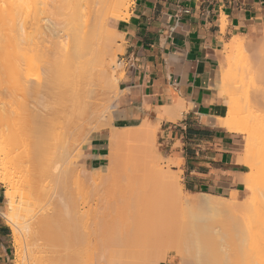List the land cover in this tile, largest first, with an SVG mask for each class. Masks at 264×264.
Masks as SVG:
<instances>
[{
	"label": "bare ground",
	"instance_id": "6f19581e",
	"mask_svg": "<svg viewBox=\"0 0 264 264\" xmlns=\"http://www.w3.org/2000/svg\"><path fill=\"white\" fill-rule=\"evenodd\" d=\"M59 1L62 0H52L51 5L56 7L58 6ZM70 1H72L70 19L67 26L65 27L66 29L56 31L57 29L54 30L52 28V30H54L52 32H55V35H58L61 32L63 33V36L61 37L65 38L63 40L66 41V45H60V52L58 51V48H56L58 50L53 49L56 46H59L58 41H55L57 45H52L54 46L53 48L48 47L50 45H46V47L51 48L49 51L54 50V52L56 51L57 53L58 51L60 53V55L57 54L56 57H59L58 59L60 60L56 61L53 57L54 59L52 60H54V62H51L48 55L46 56V54H49L46 53L49 52L47 50L48 48L45 49L44 45H39L40 42L39 39H37L39 36H43L44 39L46 38L45 35L47 33L45 32V34L41 25L37 23L39 22L43 11L48 10V8L42 3L41 5H38L37 0L0 1V77L1 75L3 79L5 78L4 76H8V79L11 77L12 79L10 78L9 81L16 82V85H18V87H20L27 94L31 95L32 93L36 92L37 107L32 111V115L27 120L28 122H22L25 124L27 123L26 126L28 127V123H31L30 125H32V123H37L39 125L38 127L34 125H32L34 127H27V130H30L29 132H31L29 135H31L33 132L35 133L33 134L34 138H23L22 136L24 135L21 136L17 133L19 132V130L17 131V128H20L18 126H16V131H13V133H0V146L3 145V147L4 145L7 147V143L8 145L13 142L15 143L16 141V144H18V142L21 143L19 140H22V138L28 140V142L29 139H31L32 144L25 141L29 144V146L30 144L34 146V142L35 146L39 145V147L34 148V150L31 152V149H29L30 153H27L30 155L28 156L29 158L26 156L27 154L25 155L24 153L21 154V152L15 151L16 154L18 153V157H22L24 154V156L28 158L27 159L24 157L27 159L26 162L32 161V169L36 165L34 168L35 173L32 170V174L30 171L32 164L30 163L31 165H29V169L27 168L28 164L25 162V164H27L26 172L28 171L27 169H29V172L31 173V175L30 173L28 174V172L26 173L29 175V179H32L31 176L35 174L33 177L34 179L32 181L30 180L31 182L23 176L25 179H27H24V181H26L25 185L27 186L30 184L31 187L28 185V188L25 189L26 186L24 184L22 185L21 181L17 180L20 184H18V187L15 188L14 185L15 182L17 183V181L14 183L8 181L10 180L9 178L11 176L8 178L7 175H10L11 171L10 173L9 171H6L8 174L5 175L3 173L4 175L2 174L1 176V182H4L8 185L7 190L9 191L7 211H1V214L6 219L7 224L11 229L15 247V264H159L160 262H172L173 264H178V262L175 261L177 259V255H182V257L185 259V264H187V259V262H191V264H264V185L262 182H259V180L262 179V176L264 177V41L262 42L264 39L261 40V44L259 43V47H252L250 45H253V43H248L244 41L245 39L243 40L241 38H233L232 41L227 46H225L227 64L223 69V72L221 71V82L219 85H217L223 92V100L225 103L224 115L220 116L223 124L228 128L241 130L246 134L245 146L247 148L248 154L245 158V164L251 166L252 171L246 175L244 183L246 187H249L254 192L253 200L248 203L234 201V203L229 204L224 201V197L219 199L218 196L217 199L214 195L207 193L202 194V199L200 201L192 202V205L196 206L201 212L200 214H197L196 211H193L192 214H194V216L191 215L193 220L191 217V221L186 220L189 217L188 213L185 211L187 208L186 207L182 208L185 212L182 213L184 214V217H187L185 219L187 222L184 220V222L180 223L164 224V222H162L161 218L158 216L164 214L166 210L162 212L160 209L164 210L168 208L167 211H171L172 207H162L163 205H161V202L164 203L165 201L162 198L160 200V197L164 195V193L162 194L163 191H166L167 195V193H169V189H172V187H170L171 185L169 186V181L171 180L167 178V174L169 173H166L167 171L165 172V170H161L157 162H154L156 158L153 160L152 158H149V155L147 156L148 151L145 149L146 152L144 151V153L142 151V154L140 155L141 162H139V164L141 163L140 167L143 166L141 169H144V172L142 171L144 177L145 172H147V174L152 172L154 177H157V181H155V183L153 182V177L150 178L152 179L151 182H153L152 184L155 187L153 185L148 186L150 179L145 178L146 182H144L145 180L142 176L140 177L142 181L139 179V185L137 183L136 186H134L136 180L134 182H130V177L132 175H128V173H132V170L135 167L131 165L130 168L132 169H129V165L127 166V164L123 163L122 164L124 166H122L121 163L119 166V161L117 162V159L112 157L110 162L107 165H104L103 172L101 174L89 176L92 177L91 179L94 178V181L92 180L93 185L96 187V192H94V194L92 193L94 196L92 195L91 197V193L89 192H87L90 195V198H87L88 200L85 199L86 196H83V200L78 196L80 200L85 203L83 206H85L87 203L90 207H88L89 210L92 209L91 211H93L92 216L89 217L90 221L88 220L89 222L84 223L82 218L79 217V213H81V207L79 206V203L82 201H79L78 203L79 198H77V200L74 198V196H69L70 194H68V186L66 188V184H69L68 179H70V173H72L71 170L73 171L77 168L72 166L78 163V159L75 157L76 155L74 152L78 147L76 144L80 145V142L77 143V138L81 135L77 136V132H81L84 129L81 127L82 130H79V126L81 121L83 123L86 121L84 119L88 118L87 114L90 112L89 115H93V113H91L92 110L90 111L93 104L92 98L94 97L95 99L96 94L99 91L102 92L105 90V88L107 90L111 88L112 91L115 92V99L114 97L113 99L117 101L119 97L118 93L121 92L119 88V75L120 73L122 74L123 71L121 70L122 64L115 59L117 56L115 55L114 46L116 43V38L114 35H117L118 38H122L121 32H119L117 29V22L121 19L127 18L128 15H130L128 11L130 0ZM123 10H126V12H123ZM30 16H32L35 21V26H33L34 28L32 32L27 31L26 28L27 18ZM49 21L51 25L54 24L53 26H55L54 19L50 18ZM33 35L37 37L35 41H32L34 37ZM7 45H9L8 49L6 48ZM42 47H44L45 51H43L44 49ZM245 51H250L248 53L252 61L250 58V62L247 59L248 63L246 62V65L244 63V65L241 64L242 66L240 65V69L238 68L239 65H235V63L234 66H232V60L234 61L235 57L241 55L242 53L244 54ZM238 53L240 54L237 55ZM43 56L45 59L47 57V64L43 63V66L45 65L44 77L38 78L36 81H33L34 79L30 80L31 77L29 79L28 73H25L23 64L26 66L33 65L40 60H45ZM247 85H252V88L254 85V96L252 99L249 98V93H246L248 92L247 89L244 91L245 86L248 87ZM13 87L17 88L15 84ZM237 87L238 90H243V94L246 93L244 94L246 95L245 99L242 97L244 100H246L244 101V107L242 108V104L239 103L241 99L239 100L237 95L238 93L233 97L229 96V90ZM241 88L243 89L241 90ZM43 91L56 94L58 96L60 109L54 112L52 116H45L42 114L43 108L41 106L42 102L40 94ZM241 96L243 95H240V97ZM94 101L95 100H93V102ZM242 101L243 100H241V103H243ZM233 102L234 105L232 104ZM0 104L2 105L0 108V127H2L4 124L9 126L17 123L18 121L16 122L15 120H12L11 123L10 117L12 109L11 107L9 108L7 106L8 104L1 97ZM23 106H29L28 102H24ZM93 106L95 105L93 104ZM94 109L93 112H98V110L100 111V109H95V111ZM155 109V113L168 116V108H157L156 106ZM60 113L63 114L65 121L68 123V127L70 126L71 128L73 127L75 129L73 130L72 128L70 130V127L67 128L66 132H71L72 134L66 133L67 135L65 134L62 137L63 139L61 140L65 139L62 141L64 143L61 142L59 135H57L59 138L58 141H56L57 143L50 141L53 137L54 128L57 126L56 118L59 119ZM242 113L246 114L242 115ZM98 116H100V114H98ZM93 118L91 117V120L89 121L88 119L87 121L91 122L93 121ZM21 124L22 123L20 121L17 125L22 126ZM84 125L85 123L83 124V127ZM149 125L150 124H148V122H144V124L141 123V125H138V127L136 129L134 128V130L133 127H130L131 130H123L113 126V133L119 137V140L114 141L115 147L120 146V142H122V140L124 142L126 140L129 141L133 134V138L138 133H140L139 136H142V138L144 136L147 137L148 134L152 132V129ZM24 130H26L25 127ZM14 132L18 135V137L16 136V139V134ZM23 133H25V131ZM80 134H82V132ZM19 135L22 138H19ZM68 135H72V138ZM68 137L70 138L69 140ZM13 138L16 141L13 140ZM35 138L40 139L36 140ZM125 138L126 140H124ZM142 138L140 137V139ZM145 138L141 140L142 143H144L143 145L140 142L141 145L144 146L143 149L146 145L144 142L146 140ZM71 139L73 143L71 142ZM35 140L37 141L38 145H36ZM74 141L76 143L75 145ZM25 142L23 144H26ZM14 143L11 144L13 146L12 150L10 149L11 147L8 148L10 151H8L9 154H7H11L10 156H12V154L14 156L13 150H15V148H20V143L17 145L18 147L14 146ZM58 143L61 146H58ZM24 148L22 150H24L23 152L26 153ZM26 149H28V147ZM51 150H53V154L49 155ZM44 153H48V155H44ZM260 154L263 156L257 160H254V157ZM3 156L7 157V155ZM44 156L47 158L48 156L51 157V160L48 159L50 160L48 162ZM111 156H113V153ZM14 157L16 158V156ZM18 157L15 161V163L17 162L16 166L18 167H16L15 170L17 168L19 169L20 163L23 162L20 159L18 160ZM10 159L12 160V157H9L7 159L8 161L5 160V162H11ZM41 159L43 162H47L49 164L45 165ZM14 160L15 159H13L12 162L15 166ZM19 161L21 162L19 163ZM21 164L23 165L24 162ZM168 165L176 167L180 165V162L169 160ZM21 169L23 170L21 175H23V173L25 174L24 165L18 171L21 172ZM110 169L116 170L115 172L118 171L119 175H123H120L119 177L120 180L123 178L122 180L127 182L126 186L129 184V182L130 184L134 183V185H128L129 191H127L128 186L125 187V185H123V188L125 187L124 190H121L119 187L121 183H118V189L114 188L116 191L121 190V192L119 191L120 197L118 196L121 198V201L118 199L119 201L117 200V202H115L116 206L112 204L114 202L113 200H109V196L107 197L105 195V197L103 195L104 192L106 193V190H108V192L110 191L107 188L113 189V187H116L115 185L117 184L116 183L114 185L115 182L113 183L112 179H110V174L115 173ZM127 169H129L128 173ZM79 170L82 171V173H86L83 168H80ZM108 170H110L111 173ZM149 170L150 172L148 173ZM135 171L136 170H134V172ZM60 172L63 174L61 173L59 175ZM134 172L132 174H136ZM137 173L140 174L141 172ZM52 174H56L55 178L53 177L55 180L52 182L56 184L55 181L57 180L58 185L60 186L57 187V189L60 188L58 190L59 199L57 201L60 203L59 205H61V207L58 206V208L56 207L57 210H54L55 205L57 204L56 201L54 203L55 205L53 204L54 207L51 208L54 210L51 211L53 212L54 218L52 217V214L50 215L48 213V215L51 216V220H53H49L50 216L48 219L45 216L46 223L45 220L42 219L41 221H44L45 224H40L38 222L40 219L38 218L37 213L40 212L41 209L43 210V208H45L40 206H45L46 204L40 205V195L37 194V191L34 190V187L36 188L35 185L36 183L39 184V182H42V185L45 184L43 183V178H45L44 176H48L49 180L52 179V177L50 178ZM113 174L111 177L115 175ZM139 174L137 175L139 176ZM84 175L86 176L87 174ZM73 176L76 180L78 175ZM73 176H71V178ZM124 176L127 178V181L124 179ZM149 176L150 174L148 177ZM40 177V180L42 181L38 180ZM56 177L59 178L56 179ZM35 178L37 180H35ZM46 179L48 180L47 177ZM109 180L112 183L109 182ZM27 181L30 183H27ZM33 181L37 182L33 183ZM76 181H78V178ZM72 182L71 184H74ZM142 182L146 183L148 187L146 185L144 186V183L142 184ZM11 183L14 185H11ZM49 186L46 189V183V187L44 186L45 188H42L49 192ZM132 186H134V188ZM167 186H169V188H167ZM29 187L32 190V194ZM165 188L167 189L165 190ZM26 190H29L28 193ZM52 190L54 191V189ZM84 190L85 189H83L82 192H84L86 195L87 193ZM33 193H35V195ZM41 193L42 192L39 194ZM122 193L124 195H122ZM125 193H127V195H125ZM155 193H158V195ZM37 195L38 197H36ZM124 196L126 198L125 201L122 200L125 199ZM158 196L159 199L157 198ZM57 197L58 193L56 192L55 198ZM42 198V201L47 203L50 196L48 197L47 201L46 197ZM55 198L53 199L52 196L50 202L54 201ZM111 199L114 198L111 197ZM157 199L161 204L157 201ZM50 202L49 204L47 203V206L51 205ZM153 203H157L158 206H154ZM152 204L154 209H151ZM119 205L123 206L118 209ZM156 207L158 208L156 209ZM159 210L160 212L158 213ZM186 210H188V208ZM42 212L45 213L46 211H41V213ZM42 214H40V217ZM147 215L149 219L147 218ZM223 216L227 217V221L222 222L221 219ZM83 219L86 220V218ZM155 219H157L161 225V234L158 233L160 230L155 228ZM237 219H243V229L237 228ZM159 235L160 238L158 237ZM164 238L166 243L169 241L172 243L166 246ZM174 239L175 241L177 239V241L175 242ZM158 252H161L162 254L159 256ZM172 252H175V255H172ZM155 253L158 255V257ZM152 255H155L154 258ZM151 257L153 258V261L149 262L148 260ZM160 258L161 260H159ZM183 261L181 263H183Z\"/></svg>",
	"mask_w": 264,
	"mask_h": 264
},
{
	"label": "crops",
	"instance_id": "0c3cea01",
	"mask_svg": "<svg viewBox=\"0 0 264 264\" xmlns=\"http://www.w3.org/2000/svg\"><path fill=\"white\" fill-rule=\"evenodd\" d=\"M129 14L117 22L123 54L133 66L119 82L115 122L130 125L155 114L156 106L168 108L158 137L167 156L180 162L173 170L183 189L191 194L239 193L246 173L242 131L223 124L225 103L217 85L227 64L225 46L264 26V0H133ZM101 136L87 147L86 169L102 156ZM3 203L0 185L4 263L10 229L2 221Z\"/></svg>",
	"mask_w": 264,
	"mask_h": 264
},
{
	"label": "rangeland",
	"instance_id": "374dc122",
	"mask_svg": "<svg viewBox=\"0 0 264 264\" xmlns=\"http://www.w3.org/2000/svg\"><path fill=\"white\" fill-rule=\"evenodd\" d=\"M1 1V0H0ZM38 1V5H41V3L43 4V5H45L47 8H48V10H45V11H43V13H42V16H41V18H40V20H39V22L37 23V24H40L41 25V27H42V29H43V31H44V33L46 34L45 36H46V38L44 39L43 38V36L41 37V36H39L38 38L35 36V35H33L34 37H33V39H32V41H35L36 40V38L37 39H39V45H44V47H45V49H47L48 47H54L55 45H57V43L55 42V41H58L59 42V46H56L55 48H53V49H55V50H58L59 48H60V45H66V41L65 40H63V39H65V38H62L61 36H63V33L61 32V33H59L58 35H55V32L53 33L52 31H54L55 29H57L56 31H58V30H62V29H66L65 27L67 26V24H68V21H69V19H70V9H71V2L72 1H68V0H62V1H59L58 2V6H56V7H53L52 5H51V3H52V0H37ZM132 2H133V0H130V2H129V5H128V11H129V9H130V7H131V5H132ZM126 12V10H123V12ZM50 18H52V19H54L55 20V26H53V25H51V23H50V21H49V19ZM33 26H35V21H34V19L32 18V16H30L29 18H27V23H26V28H27V31H29V32H32V30H33ZM52 28L54 29V30H52ZM31 34H33V33H31ZM115 36V40H116V43H115V46H114V48H115V55L117 56L115 59L117 60V61H119V57H120V55H122L123 53H124V42H123V39L121 38V37H119L118 38V36L117 35H114ZM264 37V26L263 27H261V28H259V29H256V30H254L252 33H250L249 35H244V36H242V37H240L241 39H245L244 41H246V42H248V43H253V45L251 44L250 46H252V47H259L260 45H259V43L261 44L264 40H262V39H264L263 38ZM121 38V39H120ZM239 38V39H240ZM261 40H262V42H261ZM55 43V44H54ZM247 44V43H246ZM46 45L48 46V45H50V46H48V47H46ZM52 45H54V46H52ZM264 45V44H263ZM262 45V46H263ZM8 47H9V45H7L6 46V48L8 49ZM44 47H42L43 49H44ZM56 48H58V49H56ZM45 49L43 50V51H45ZM49 49H51V48H48L47 50L49 51ZM10 50H11V48H10ZM46 50V51H47ZM62 50V49H61ZM59 52H60V49L58 50ZM57 51V53H56V51L54 52V50L52 51H49V52H46V53H49V54H46L45 52H43L44 54H46V56L48 55V57H50V60H51V62H54V60H56V61H58V60H60V59H58V58H56L57 57V54L58 55H60V53ZM246 52V53H245ZM244 52V54L242 53L241 55H239L240 53H238L237 55H239V56H237V57H235L234 58V61L232 60V66H234V63H235V65H239L238 66V68L240 67V65L241 64H247L248 62H247V59L249 60V58H250V56H249V53L248 52H250V51H245ZM55 53H56V55H55ZM248 54V55H247ZM236 55V54H235ZM248 57H247V56ZM45 56V55H44ZM43 56V58L45 59V57ZM244 56V57H243ZM52 57V58H51ZM55 59H54V58ZM247 57V58H246ZM46 59H47V57H46ZM46 59L45 60H40V61H38L37 63H34L33 65H30V66H26L25 64H23V68H24V71H25V73H28V75H29V79H30V77H31V79L30 80H33V81H36L38 78H42V77H44V66H43V63H45V64H47L46 63ZM52 59H54V60H52ZM250 60L252 61V59L250 58ZM250 60H249V62H250ZM49 62V61H48ZM247 62V63H246ZM237 63V64H236ZM243 64V65H244ZM242 66V65H241ZM124 66L122 65V71H123V77L125 76L124 74H125V67L123 68ZM240 69V68H239ZM121 71V72H122ZM240 71V70H239ZM240 73V72H239ZM122 74L120 73V75H119V82H120V80L123 78L122 77ZM41 76V77H40ZM5 78L3 79L2 78V75H1V77H0V97L8 104L7 106L10 108L11 107V109H12V112H11V117H10V119H11V123H12V120H15L17 123H15V124H12V125H9V123H8V125L9 126H7V125H3L2 127H0V133L2 132H5V133H13V131H16L15 129H16V126H18V127H20L19 129L17 128V131L19 130V132H17L18 134H20L21 136L22 135H24V136H22L23 138L24 137H26V139H28V138H34L33 136V134H35L33 131H35V130H33L32 132V137H31V135H29L31 132H29L28 130H27V127L28 126H26V124L24 123V122H22V121H27L29 118H30V116L32 115V111L34 110V108H36L37 107V103H36V99H37V95H36V92H34V93H32L31 95L30 94H27V93H25L20 87H18V85H16V82H10L9 80H10V78L8 79L6 76H4ZM238 77H240V76H238ZM7 79H8V81H7ZM12 79V78H11ZM13 80H14V78H13ZM9 82H10V84H9ZM13 83V84H12ZM15 84V86L17 87V88H15V87H13V85ZM12 88H11V87ZM248 87H246L245 86V90L244 91H246V89H247V91L248 92H246V93H249L248 95H249V98H253V96H254V85H253V88L250 86V85H247ZM10 87V88H9ZM240 88V87H239ZM21 89V90H20ZM237 89V90H236ZM243 88H241V90H242ZM243 91V90H242ZM242 91H240V90H238V87L237 88H233V89H231V90H229V96L230 97H233L234 95H236L237 93V95H238V98H239V100L241 99V100H243L242 102L243 103H241V100H240V104H242V106H241V108L242 107H244V101H246V100H244L245 99V96L246 95H244V94H246V93H242ZM101 91H99L97 94H96V97H95V99H94V97L92 98L93 100H95L94 102H93V100H92V103L95 105V106H93V104H92V107H91V109H90V111H91V113H93V115L91 114V115H89L90 114V112H89V114H87L88 115V118L87 119H84V120H86V121H84V123H85V125H84V127H83V122L81 121L80 122V126H79V130H82L83 128V130L81 131L82 132V134H80L81 132H77V131H75V132H77V136H79V135H81V136H79L78 138H77V143H79L80 145H78V144H76L75 143V141H74V145L76 144V146H78L77 147V151L75 150V152H74V154L76 155L75 157H77V159H78V163L77 164H74V165H72L73 167H77L76 169H74L73 171L71 170V172L73 173H70L71 175H70V179H68L69 180V184H66V188H67V186H68V194H70L69 196H74V198H84L83 196H86L85 197V199L86 200H88L90 197V195H89V193H91V197H92V195L94 194V192H96V187H95V185H93V181H94V178L93 179H91L92 177H89V176H92V175H99V174H101L102 172H103V168H104V165H107L109 162H110V159L112 158V157H114V158H116L117 160V162L119 161V163H118V165L120 166V163L122 164H127V166L129 167V169H132V168H130V166L132 165V166H134L135 168H133V172H134V170H136L134 173H136V174H132V173H128V170L129 169H127V173H128V175H132L131 177H130V179H131V181L130 182H134L135 180H136V182H135V185H134V183H131L132 185H134V186H136V184L138 183V185H139V179H140V181H142L141 180V176L142 177H144V174L142 173V171L144 170H142L141 168H143V166H141L140 167V164H139V162H141V154H142V151L144 152L145 151V149H146V151H148V154H147V156L149 155V158H152V160L153 159H155V161L154 162H157V164H158V166H159V168L161 169V170H165V172L166 173H169V174H167V178H169V180H171V181H169L170 182V184H169V186L170 187H172V189L170 188L169 189V193H167V195H166V191H163L164 190V188H163V192H162V194L164 193V195H162V194H160V195H162V197H160V200H161V198L167 203V205H166V203L164 202H159L158 201V199H159V196L157 197L158 199H157V201L161 204V205H163L162 207H164V208H166L167 206L168 207H172V209H171V211L169 210V211H167V209L168 208H166V209H160V210H162V212H164L165 210V213L164 214H162V215H160V216H158V217H160L161 218V221L162 222H164V224L165 223H172V224H174V223H180V222H184V220L187 218L186 216L184 217V214L183 213H185L183 210L184 209H182V208H188V210H186L185 209V211L188 213V218L186 219L187 221H191L190 220V217H191V215L192 216H194V214H192L193 213V211H196L197 212V214H200L201 212L199 211V209L196 207V206H194V205H192V202H198V201H200L201 199H202V194H191V193H187L184 189H183V186H182V184H181V180H180V174H179V172L178 171H175V170H173V166H171V165H168V162H169V160L170 161H173L171 158H169L168 156H167V150H166V148H165V145L163 144V143H161V141L159 140V137H158V132H159V121L161 120V119H163L165 116L163 115V114H160V113H155V114H152V116H150L149 114H145V115H143V117L141 118V119H139V120H136L135 122H132L130 125L129 124H122V123H117V122H115V120H114V118H113V116H112V113H113V110L115 109L114 108V106H115V104H116V101L114 100L115 99V92H113L112 91V89L110 88V89H106L105 88V90H103L101 93H100ZM117 93V92H116ZM241 93V94H240ZM118 94H120V93H118ZM41 102H42V114L43 115H45V116H52L53 115V113L54 112H56L58 109H60V105H59V99H58V96L56 95V94H51V93H48V92H46V91H43L41 94ZM240 95H243V96H241L240 97ZM113 97H114V99H113ZM244 99H243V98ZM114 100V101H113ZM24 102H28V105L29 106H27V107H24L23 106V103ZM96 102V103H95ZM98 104V105H97ZM233 105H234V102L232 103ZM1 104H0V108H1ZM96 110H98V109H100V111L98 110V112L97 111H95V109ZM103 108V109H102ZM93 109H94V111L95 112H93ZM259 109H261V108H259ZM100 112V113H99ZM258 112V111H257ZM256 112V113H257ZM96 113V114H95ZM255 113V114H256ZM98 114H100V116H98ZM246 113H242V115H245ZM97 115V116H96ZM111 115V116H110ZM89 116H91L92 118L93 117H95V118H93V121H91V122H88L87 120L89 119V121L91 120L90 118L91 117H89ZM111 117V118H110ZM152 117V119H150ZM238 117H240V116H238ZM57 119V126H56V128H54V132H53V137L51 138V140L50 141H52V142H56V141H58V137H57V135H59V137H60V140L61 139H63L62 137L67 133H71V132H66L67 131V128H69L68 127V123L65 121V119H64V117H63V114L62 113H60V117H59V119L58 118H56ZM147 120V121H146ZM21 121V125L22 126H20V125H17V124H19V122ZM77 121V120H76ZM110 121V122H109ZM143 121V122H142ZM14 122V121H13ZM28 122V121H27ZM144 122H148V124H150L149 126L151 127V129H152V132H150L149 134H148V136L146 137V136H144L143 138H145L144 140V142H145V144L147 145V143H148V145L146 146L145 145V148L143 149V147L144 146H142L144 143H142V136H139V134L140 133H136L137 135L133 138V136H134V134H133V136L131 137V139H129V138H127V139H129V141H127L126 140V138L124 139V140H126L125 142L122 140V142H120V146H117V147H115V145H114V141L115 140H119V137L118 136H116L115 135V133H113V126L115 127V128H118V129H123V130H127V129H130L131 130V128L133 127V130H134V128L136 129L137 127H138V125H141V123L142 124H144ZM82 123V124H81ZM110 123V124H109ZM23 124H25V125H23ZM29 124V127L31 126V127H34V126H39L37 123H32V125H34V126H32V125H30L31 123H28ZM72 124H74V123H72ZM88 124V125H87ZM90 125V126H89ZM24 127H25V129L26 130H24ZM28 127V128H29ZM81 127H82V129H81ZM131 127V128H130ZM73 128V127H72ZM71 127H70V130L72 129ZM88 128V129H87ZM33 129H35V128H33ZM73 130H75L74 128H73ZM85 130V131H84ZM140 130V129H139ZM25 131V133H23V132ZM28 131V132H27ZM137 131V130H136ZM241 131V130H240ZM74 132V131H73ZM84 132V133H83ZM142 132V131H141ZM15 133V132H14ZM16 134V133H15ZM14 134V135H15ZM36 134H37V132H36ZM66 134V135H67ZM72 134V133H71ZM144 134V133H143ZM9 135V134H8ZM11 135H13V134H11ZM19 135V138H22L21 136ZM27 135V136H26ZM28 135H29V137H28ZM99 135H102L101 137H102V142H103V150H102V156L100 157V160L98 161V163H96V164H94V165H90V166H88L87 167V169L85 168V166H84V159H85V157H84V154L86 153V151H87V147H88V145H89V143L91 142V140H92V138H94L95 136H99ZM142 135V134H141ZM7 136V135H6ZM16 136L18 137V135L16 134L15 135V139H16ZM69 136V135H68ZM75 136V135H74ZM8 137V136H7ZM13 137V136H12ZM57 138V140H56V138ZM69 137H71L72 138V135L71 136H69ZM68 137V140L70 139ZM76 137V136H75ZM74 137V138H75ZM137 137V138H136ZM140 137L142 138V139H140ZM241 142H242V149L244 148V156H243V162L245 163V158H246V156H247V154H248V152H247V148H246V146H245V142H246V134L242 131V133H241ZM19 138H17V139H19ZM22 138V140L20 139L19 141H21V143L20 142H18V144L20 143V148H21V146H22V148H21V150H20V148L17 146L18 144H16V140L13 138V140H15L16 142L14 143V146H17L18 148H15V150H13L14 151V156H16V158L18 157L17 156V154L15 153V151H19V152H21V154L22 153H24L25 155L28 153H30L32 150H34V148H37V147H39V145L37 144V141L36 140H39V139H36L35 141H36V145H38V146H35V142H34V146L33 145H31L32 144V141H31V139H29V142H28V140H26V139H23ZM38 138V137H37ZM65 138V137H64ZM133 138V139H132ZM24 140V141H23ZM65 140V139H64ZM64 140H61V142L62 141H64ZM66 140H67V138H66ZM75 140V139H74ZM23 141V142H22ZM25 141H27L28 143H31L30 144V146H29V144L27 143V142H25ZM34 141V140H33ZM147 141V142H146ZM26 143V144H23V143ZM39 142V141H38ZM51 142V143H52ZM71 142H72V139H71ZM142 143V145H141V143ZM13 143H11V144H13ZM40 143V142H39ZM57 143V142H56ZM62 143H64V142H62ZM73 143V142H72ZM8 145V143H7V147L4 145V147H3V145L2 146H0V185L2 186V191H3V200H4V203H3V210L2 211H7V201H8V193H9V191L7 190L8 188V185L6 184V183H4V182H1V176H2V174L4 173L5 175H7L8 173H6V171H9V173H10V171H11V173H10V175L8 174L7 176H8V178L10 179V180H8L9 182L11 181L12 183H14L15 181H17V180H19V181H21V183H22V185L24 184L25 185V182L26 181H24V179L25 178H27L29 181L31 180H33L34 178V175L33 176H31V178L32 179H29V169H30V167H29V165H31L32 163V161H28V162H26V160L29 158L28 156H30V155H26V156H24V154L22 155V157L24 158V157H26V158H22V157H18V160L20 159V160H22L23 162H24V166H25V174L23 173V175H21V173L23 172V170L20 172V171H18L20 168H22V164L21 163H23V162H21V161H19V163H20V166H19V169L17 168L16 170H15V168L16 167H18V166H16L17 165V162L15 163V161H16V158L13 156V154H12V156H10V155H8L9 153H8V151H10V149L12 150L13 149V146L12 145ZM53 144V143H52ZM123 144H124V146H123ZM28 145V146H27ZM55 145V144H54ZM62 145H64V144H62ZM28 147V149H26V148H24V147ZM32 146V147H31ZM58 146H61V145H59V143H58ZM142 146V147H141ZM9 147H11L10 149H8ZM31 147V148H30ZM56 147V146H55ZM126 147V148H125ZM25 149V151H26V153L25 152H23L24 150H22V149ZM57 148V147H56ZM29 149H31L30 150V152H29ZM53 149V148H52ZM55 149V148H54ZM58 149V148H57ZM143 149V150H142ZM27 150H28V152H27ZM38 150V149H37ZM5 151V152H4ZM7 151V152H6ZM48 151V150H47ZM46 151V152H47ZM52 151L53 150H51L50 152V154L49 155H51V154H53L52 153ZM145 151V152H146ZM144 152V153H145ZM8 153V154H7ZM13 153V152H12ZM49 153V152H48ZM48 153L47 154H45L44 153V155H48ZM56 153V152H55ZM112 153H113V156H111L112 155ZM153 154V155H152ZM3 155H7V157H4ZM150 156H152V157H150ZM261 156H263L262 154H260V155H257V156H255L254 157V160H257L258 158H261ZM9 157H12V160H11V162H8V163H6L5 162V160H7ZM45 157V156H44ZM43 157V158H44ZM74 157V158H75ZM122 157V158H121ZM125 157V158H124ZM3 158V159H2ZM47 160L48 159H50L51 160V157H49L48 156V158L47 157H45ZM13 159H15L14 160V163H15V166L13 165ZM3 160V161H2ZM50 160H48V162L50 161ZM131 160V161H130ZM8 161V160H7ZM41 161H42V159H41ZM2 162V163H1ZM3 162H5V163H3ZM25 162L28 164V167H27V164H25ZM43 162V161H42ZM116 162V163H117ZM137 162V163H136ZM19 163H18V165H19ZM31 163V164H30ZM35 163V162H34ZM45 165L46 164H49V163H45V162H43ZM4 164V165H3ZM122 164V166H124ZM6 165H8V166H6ZM44 165V166H45ZM3 166H5V167H3ZM10 166H12V167H10ZM9 167V168H8ZM26 167L27 168H29V169H27L28 171V174H26L27 172H26ZM32 167H33V164L31 165V169H30V171L32 172V170H33V172L35 173V171H34V168L36 167V165L34 166V168L32 169ZM127 167V168H128ZM139 167V168H138ZM4 168V169H3ZM6 168V169H5ZM24 168V167H23ZM80 168H83V170H85L86 171V173H82V171H80L79 169ZM137 168V169H136ZM244 168H245V170H246V173H245V176H244V178H243V181H244V179L246 178V175L248 174V173H250L251 171H252V168H251V166H249V165H247V164H244ZM111 170V169H110ZM110 170H108L109 172H110ZM113 170V169H112ZM111 170V171H112ZM139 170H141V171H139ZM116 170H113L112 172H115ZM146 171V170H145ZM33 172H32V174H33ZM78 172V173H77ZM81 172V173H80ZM137 172H141L140 174L139 173H137ZM144 172V171H143ZM150 172V170L148 171V173ZM62 172H60L59 173V175L61 174ZM75 173V174H74ZM111 173V172H110ZM117 173V174H116ZM3 174V175H4ZM49 174H51V173H49ZM63 174V173H62ZM68 174H69V172H68ZM84 174H87L86 176L84 175ZM113 174V173H112ZM112 174H110V179H112V181H113V183H114V185L117 183H121L120 184V186H119V184L117 185H115L116 187H113V189L111 188H107V189H109L110 191L108 192V190H106V193L104 192V196L106 195L107 197L109 196V200H113L114 202L112 203L113 205H115L116 206V203L115 202H117V200L119 199H121V198H119L120 197V194H119V191L121 192V190L123 189L124 190V188L125 187H127L128 185H131L130 184V182H129V180H128V182H129V184L126 186V184H127V182H124V180H120V175L118 174V171L117 172H115L114 174L116 175H114V176H112L111 177V175ZM137 174H139V176L137 175ZM142 174V175H141ZM150 174V176L148 177V175ZM149 174H147V172H145V177H144V182H146V179L145 178H152L153 177V182L155 183V181H157V177H154V175L152 174V172H150ZM15 175V176H14ZM17 175V176H16ZM21 175V176H20ZM30 175H31V173H30ZM46 175V174H45ZM55 175L56 174H52L51 176H50V178L52 177V179H50L49 180V177L48 176H44L45 178H43L44 180H43V183H45V184H43L42 185V182H39V184L38 183H36L37 181H33V183L35 182L36 183V188L34 187V190L35 191H37V194L38 195H40L39 197V201H40V205H45V206H40V207H45V208H47V209H45V208H43V210L41 209V208H39V209H41V211H46L45 213H46V215H45V213H41V211L40 212H38L37 213V216H38V218L40 219L38 222L40 223V224H45L46 223V217H47V219H48V217L52 214V217H53V212H51V211H54L55 209H56V207L58 208V206H60L61 207V205H59L60 203L57 201L58 199H59V192H58V190L60 189H57V187L59 186L58 185V181L56 180L55 182H56V184L54 183V182H52V181H54L55 179ZM73 175H75V176H77L76 177V180H77V178H78V181H76L75 180V178H74V176ZM153 175V176H152ZM25 178H24V177ZM26 176H28V177H26ZM57 176H58V174H57ZM71 176H73L72 178H71ZM84 176V177H83ZM121 176H123V175H121ZM6 177V176H5ZM19 177V178H18ZM36 177V176H35ZM46 177L48 178V180L46 179ZM54 177V178H53ZM89 177V178H88ZM94 177V176H93ZM119 177V178H118ZM137 177V178H136ZM174 177V178H173ZM7 178V177H6ZM13 178V179H12ZM15 178V179H14ZM17 178V179H16ZM23 180H22V179ZM36 178H38V177H36ZM35 178V180H37ZM59 177H56V179H58ZM69 178V177H68ZM85 178H87V179H85ZM132 178H134V179H132ZM27 179H25V180H27ZM41 179V177L38 179V180H40ZM113 179H115V180H113ZM124 179L127 181V178L124 176ZM262 179H264V177L262 176ZM262 179H260L259 180V182L261 183H263V185H264V180H262ZM12 180H14V181H12ZM47 182H46V181ZM67 180V181H68ZM72 180H73V182H72ZM93 180V181H92ZM19 181H17V183L15 182V185L14 184H12L11 183V185H14L15 186V188L16 187H18V184H20L19 183ZM29 181H27V183H30ZM40 181H42V180H40ZM52 182V183H49V182ZM82 183H81V182ZM152 181V179H150L149 180V183H148V186H150V185H153L152 183L153 182H151ZM24 182V183H23ZM71 182L72 183H74V184H71ZM80 182V183H79ZM88 184H87V183ZM109 182H111L110 180H109ZM144 182H142V184L144 183ZM151 182V183H150ZM46 183H47V187H46ZM91 183V184H90ZM112 183V182H111ZM54 184V185H53ZM84 184V185H83ZM30 187H31V185L30 184H28ZM27 185V186H28ZM32 185H34V184H32ZM51 187H50V186ZM122 185V186H121ZM123 185H125V187L123 188ZM144 186L146 185L147 186V184L146 183H144L143 184ZM21 186V185H20ZM26 186V185H25ZM26 186V188L25 189H27L28 187ZM46 187V189L48 188V186H49V192L48 191H46V189L44 190V188ZM72 186H75V187H72ZM85 186V187H84ZM89 186V187H88ZM118 186L120 187V189L121 190H115V189H118ZM134 186H132L133 188H134ZM147 186V187H148ZM154 186V185H153ZM169 186H167V188H169ZM244 186H245V188L242 190V191H240L239 193H236V192H233L232 194H230V195H225V196H223V195H214L215 196V198H217L218 199V196H219V199L222 197H224L223 199H224V201L226 202V203H229V204H232V203H234V201H237V202H242V203H248V202H251L252 200H253V198H254V192L252 191V189H250L249 187L247 188L246 187V185H245V183H244ZM29 187V188H30ZM42 187H44V188H42ZM54 187V188H53ZM60 187V186H59ZM77 187H78V189H77ZM79 187H80V189H79ZM131 187V186H130ZM155 187V186H154ZM175 187V188H174ZM115 188V189H114ZM128 188H129V186L127 187V191H129L128 190ZM139 188V187H138ZM167 188H165V190L167 189ZM174 188V189H173ZM52 189H54V191L52 190ZM67 189H66V191H67ZM73 189V190H72ZM83 189H85L84 191L87 193V192H89V193H87L86 195H85V193L84 192H82L83 191ZM90 190V191H88V190ZM93 189V190H92ZM132 189V188H131ZM30 190H31V188H30ZM112 190V191H111ZM126 190V189H125ZM159 190V189H158ZM157 190V191H158ZM28 191L29 190H26V192L28 193ZM45 193H44V192ZM91 191H93V192H91ZM172 191H174V192H172ZM15 192H16V190H15ZM31 192V194H32V190L30 191ZM40 192H42L41 194H39ZM47 192V193H46ZM56 192L58 193V197L57 198H55L56 197ZM78 192V193H77ZM155 192V191H154ZM159 192V191H158ZM52 195H51V194ZM71 193H72V195H71ZM75 193V194H74ZM93 193V194H92ZM128 193V192H127ZM127 193H125V195H127ZM160 193V192H159ZM34 195H35V193H33ZM44 194H46V195H44ZM49 194V195H48ZM82 194H84V195H82ZM111 194H112V196H111ZM156 194V193H155ZM154 194V195H155ZM33 195V196H34ZM38 195L36 196V197H38ZM54 195H55V197H54ZM122 195H124L123 193H122ZM147 195H148V193H147ZM156 195H158V193L156 194ZM50 196V198L48 199V197ZM52 196H53V199L55 198V200L54 201H51L50 202V199H52ZM79 196V197H78ZM94 196V195H93ZM105 196V197H106ZM113 197L114 199H111V197ZM116 196V197H115ZM119 196V197H118ZM42 197H46V201H47V199L49 200L47 203L49 204V202H50V204L51 205H48L47 206V203L46 202H44V201H42ZM128 197V196H127ZM42 198V199H41ZM80 198H79V200H78V203H79V201H82V200H80ZM88 198V199H87ZM124 198H125V196H124ZM108 199V198H107ZM43 200H45V199H43ZM77 200H76V202H77ZM118 200V201H119ZM122 200H126V198L125 199H122ZM57 201V204L55 205L54 203ZM121 201V200H120ZM123 201V202H124ZM157 201H154V202H157ZM44 202V203H43ZM53 202V203H52ZM83 202V201H82ZM82 202H80L79 203V206L81 207V213H82V215H81V213H79L80 215H79V217H81L82 218V220H83V222L85 223V222H89L90 221V218L89 217H91L92 216V212L93 211H91L92 209H90L89 210V204H87L86 203V205L85 206H83V204H85L84 202L82 203ZM122 202V203H123ZM82 203V204H81ZM115 203V204H114ZM119 203V202H118ZM122 203H120V204H122ZM53 204L55 205V208H54V210L53 209H51V208H53L54 206H53ZM81 204V205H80ZM154 204V203H153ZM153 204H152V206H151V209H154V207H153ZM118 205V204H117ZM157 205V203L156 204H154V206H156ZM160 205V206H161ZM166 205V206H165ZM47 206V207H46ZM83 206V207H82ZM123 206V205H122ZM121 205H119V207H118V209H120V207H122ZM158 206V205H157ZM160 206H159V208H160ZM59 207V208H60ZM89 207V208H88ZM161 207V208H162ZM158 207H156V209H157ZM45 209V210H44ZM51 209V210H50ZM83 209H85V210H83ZM170 209V208H169ZM191 209V210H190ZM198 209V210H197ZM264 209V208H263ZM57 210V209H56ZM59 210V209H58ZM88 210V211H87ZM160 210L158 211V213L160 212ZM39 211V210H38ZM85 211V212H84ZM90 211V212H89ZM152 211V210H151ZM59 212V211H58ZM87 212V213H86ZM155 212V211H154ZM153 212V213H154ZM183 212V213H182ZM190 212V213H189ZM48 213L50 214V215H48ZM84 213H85V215H84ZM147 213V212H146ZM157 213V212H156ZM156 213H155V215H156ZM187 213H186V215H187ZM40 214H42V216L40 217ZM89 214V215H88ZM161 214V213H160ZM46 216V217H45ZM152 216H153V214H152ZM151 216V217H152ZM54 218V217H53ZM83 218H86V220H84ZM147 218H148V215H147ZM195 218V217H194ZM45 220V223H44V221H41V220ZM149 219V218H148ZM151 219V218H150ZM158 219V218H157ZM157 219H155V221L156 222H154V224H155V228H157L158 230H160L161 229V225L159 224V222H158V220ZM189 219V220H188ZM191 219L193 220V218L191 217ZM49 220H51V216L49 217ZM53 220V219H52ZM51 220V221H52ZM81 220V221H82ZM89 220V221H88ZM185 220V222H187ZM222 222H225V221H227V217H225V216H223L222 217ZM2 221L3 222H5L6 224H7V221H6V219L2 216ZM151 221H152V219H151ZM236 223H237V228H241V229H243V219H237V221H236ZM8 225V224H7ZM8 227H9V225H8ZM167 228H168V226H167ZM9 229H10V227H9ZM157 230V231H158ZM9 236H8V238H7V246H9L8 247V249H7V257H6V262H2V259L0 258V264H15V247H14V241H13V237H12V234H11V229L9 230ZM158 233L159 234H161L162 232H161V230L160 231H158ZM165 234V233H164ZM159 238H160V235L158 236ZM165 238H166V236H165ZM165 238H164V241H165ZM174 241H175V239H174ZM176 241H177V239H176ZM175 241V242H176ZM165 243H166V241H165ZM172 242H168V243H166L165 245L167 246V245H169V244H171ZM174 243V242H173ZM159 253V256L162 254L161 252H158ZM156 254V253H155ZM172 255H175V252H172ZM153 256V255H152ZM155 256V255H154ZM154 256H153V258H154ZM156 256L158 257V255L156 254ZM156 257V258H157ZM153 258L151 257L148 261L149 262H152L153 261ZM183 257H182V255H177V259L175 260V261H177L178 262V264H185V259H184V261H183ZM155 260V259H154ZM159 260H161V258L159 259ZM188 260V259H187ZM187 260H186V263L187 264H191V262H187ZM183 261V263H181ZM152 264V263H151Z\"/></svg>",
	"mask_w": 264,
	"mask_h": 264
},
{
	"label": "built area",
	"instance_id": "2783aa9c",
	"mask_svg": "<svg viewBox=\"0 0 264 264\" xmlns=\"http://www.w3.org/2000/svg\"><path fill=\"white\" fill-rule=\"evenodd\" d=\"M119 62L125 67V69L133 66L132 59L125 54L120 55Z\"/></svg>",
	"mask_w": 264,
	"mask_h": 264
}]
</instances>
